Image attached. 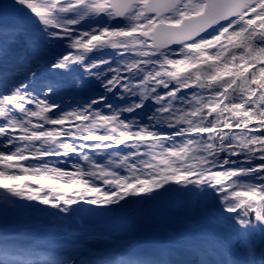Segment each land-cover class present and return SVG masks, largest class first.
Listing matches in <instances>:
<instances>
[{"label": "snow or ice", "instance_id": "obj_1", "mask_svg": "<svg viewBox=\"0 0 264 264\" xmlns=\"http://www.w3.org/2000/svg\"><path fill=\"white\" fill-rule=\"evenodd\" d=\"M0 264H264V0H0Z\"/></svg>", "mask_w": 264, "mask_h": 264}]
</instances>
